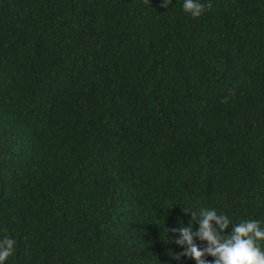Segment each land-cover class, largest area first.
I'll return each mask as SVG.
<instances>
[{
    "label": "trees",
    "instance_id": "trees-1",
    "mask_svg": "<svg viewBox=\"0 0 264 264\" xmlns=\"http://www.w3.org/2000/svg\"><path fill=\"white\" fill-rule=\"evenodd\" d=\"M161 2L0 0L7 264H195L184 211L264 220V0Z\"/></svg>",
    "mask_w": 264,
    "mask_h": 264
},
{
    "label": "clouds",
    "instance_id": "clouds-1",
    "mask_svg": "<svg viewBox=\"0 0 264 264\" xmlns=\"http://www.w3.org/2000/svg\"><path fill=\"white\" fill-rule=\"evenodd\" d=\"M171 3L172 0H162L161 6L167 9ZM181 7L192 18H198L211 4L183 0ZM184 212L191 214L188 224L181 223L164 233L167 242H174L182 249L170 253L175 259L189 257L195 264H264V220L247 218L233 222L228 214L217 212L215 208ZM229 228L230 232L226 231ZM169 231L172 235H168ZM196 240L204 242V246L198 245ZM15 245L13 237H0V264H7L15 252ZM209 256L213 259H206Z\"/></svg>",
    "mask_w": 264,
    "mask_h": 264
}]
</instances>
